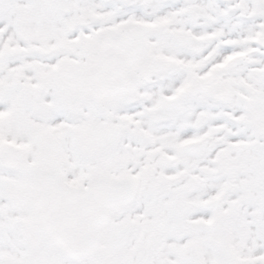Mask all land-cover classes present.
<instances>
[{
	"label": "snow or ice",
	"instance_id": "obj_1",
	"mask_svg": "<svg viewBox=\"0 0 264 264\" xmlns=\"http://www.w3.org/2000/svg\"><path fill=\"white\" fill-rule=\"evenodd\" d=\"M0 264H264V0H0Z\"/></svg>",
	"mask_w": 264,
	"mask_h": 264
}]
</instances>
